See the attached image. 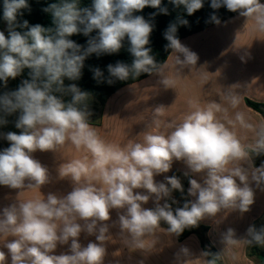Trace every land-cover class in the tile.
Segmentation results:
<instances>
[{"label": "clouds", "instance_id": "9594fccd", "mask_svg": "<svg viewBox=\"0 0 264 264\" xmlns=\"http://www.w3.org/2000/svg\"><path fill=\"white\" fill-rule=\"evenodd\" d=\"M161 3L162 0H92L91 8H82L79 0H60L45 9L51 12L55 25L45 28L39 24L29 27L27 20L17 24L20 10L29 7L27 0H4L3 19L9 30L7 36L0 31V81L6 87L10 78L20 76L26 68L30 79L0 95V125L7 123L4 117L18 112L15 127L20 130L3 134L9 146L0 151V186L40 189L49 183L47 167L33 156L37 151H56L71 144L89 155L59 166V177L70 178L74 185L66 195L50 192L0 211V236L11 238L3 244L7 254L0 250V264H5L6 255L10 264H103L104 242L110 231L107 222L114 209L123 210L118 223L121 233L126 234L127 246L146 250L145 240L162 223L167 225V233L179 236L205 216H215L229 208L244 213L254 203L253 185L264 186V162L258 167L252 162L253 156L264 155V123L254 125L243 112H235L228 124H239L254 136L253 144L245 146L233 128L218 117V113H227V108L215 102L200 106L189 101L190 111L180 122L168 124L167 131H147L142 140L114 145L105 142L88 122V93L75 84L65 88L64 78L78 80L88 56L118 53L125 38L132 63L109 64V76L126 81L142 73H159L161 64L148 47L152 25L134 13L152 7L167 14ZM170 3L192 15L203 7L204 0ZM210 7H225L251 18L255 30L264 33V4L260 0H210ZM210 19L217 25L221 23L215 13ZM180 22L187 24L186 20ZM17 26L27 31L21 33ZM93 31L97 35L88 40L86 48L70 39L80 33L89 36ZM176 31V25L171 24L164 33L174 63L196 65L198 55L181 43ZM200 75L205 79L203 73ZM102 77L99 68L93 70L94 79L102 82ZM160 83L167 89L174 88L176 81L165 75ZM65 91L72 95L67 103L55 94ZM228 99L232 109L238 107V95ZM162 109L158 107L155 113L161 115ZM174 161H183L192 173L204 174L203 183L189 179L188 195L195 200L175 210L168 200L173 191L184 192L180 178L172 175L163 181L155 180L168 173ZM141 189L144 192L137 191ZM150 198H154L155 207H144ZM82 233L95 240L82 246ZM247 235L250 239L243 240L247 244L264 245V228L258 231L250 226ZM234 237V229H227L225 242L241 241ZM58 245H68L69 251L54 254Z\"/></svg>", "mask_w": 264, "mask_h": 264}, {"label": "crops", "instance_id": "0c3cea01", "mask_svg": "<svg viewBox=\"0 0 264 264\" xmlns=\"http://www.w3.org/2000/svg\"><path fill=\"white\" fill-rule=\"evenodd\" d=\"M260 2L264 4V0ZM8 30V24L0 20V31L7 36ZM180 41L198 55L196 65L175 64L171 52L159 73L154 72L138 82L121 87L104 104L88 94L86 101L88 122L105 142L123 146L130 141L142 140L147 131L165 132L168 130L166 127L168 124L180 122L190 111L189 101L199 103L200 106L215 102L220 104L222 109L227 108V113H218V117L226 124L234 119L237 111L243 112L245 118L254 125L264 123V118L246 103V99L264 103V33L255 30L251 18L242 17L237 12L235 16L222 21L219 25L211 26ZM29 72L30 70L26 68L20 76L15 79L10 78L6 87L0 81V95L17 89L23 80L30 79ZM201 73L204 74L205 79L201 78ZM165 75L175 79L174 88L166 89L160 83L161 77ZM71 84L73 83L69 79L64 78L65 88ZM55 94L65 103L72 99L71 93L67 91ZM231 95H238L240 98L239 105L235 109L229 105L228 98ZM161 106L162 114L157 115L155 110ZM0 116L3 114L0 113ZM18 116L17 112L4 117L7 123L0 125V151L9 146L3 134L20 131L15 127ZM228 126L233 128L242 144L245 146L253 144L254 136L251 132L240 127L239 124H228ZM88 155L84 150H77L71 144H66L56 151L35 152L34 158L47 167L50 182L41 186L40 189L18 190L0 186V211L19 201L43 198L42 195L46 196L50 192L57 196L66 195L74 185L70 178L59 177V166L73 159H84ZM248 163L250 164L251 161ZM200 174L190 172L183 161H174L171 170L156 176L155 180L159 182L163 181L165 176L175 175L184 181V185L186 177L203 183L204 175ZM253 188L254 203L249 211L244 212L252 213L248 220V228L254 226L257 218L264 213V186L257 188L253 185ZM137 191L144 192L142 189ZM153 200L154 198H150L144 207L154 208ZM192 200L195 198L189 196V201ZM122 211L112 210L111 219L107 222L110 231L108 240L104 242L106 253L103 264H207L209 261L197 235L193 234L180 242L175 235L167 233V228L162 226L153 235L147 237L146 250L127 246L126 234L121 233L118 223V215ZM220 212L241 213L231 208L222 209ZM211 234L212 228L209 227L207 237L211 238V244L219 253L220 247L216 246ZM6 239L11 238L0 236V250L7 254V249L3 246ZM246 239H250L247 232L243 240ZM90 240L94 241L95 237L88 236L86 233L81 234L82 246H86ZM242 242L244 245L242 244L240 248L232 252V258L239 260L238 264H255L248 259L245 263L237 257L246 245L244 241ZM184 248L188 250L187 253L181 251ZM68 251V245H58L54 254L59 255ZM5 264H10V257L7 255Z\"/></svg>", "mask_w": 264, "mask_h": 264}, {"label": "trees", "instance_id": "16d2710c", "mask_svg": "<svg viewBox=\"0 0 264 264\" xmlns=\"http://www.w3.org/2000/svg\"><path fill=\"white\" fill-rule=\"evenodd\" d=\"M27 2L29 7L26 9H21L20 11L22 15L17 16L18 25L27 20L29 27L37 24L45 28L55 27L51 12L45 11V9L48 8L50 4L59 3L60 0H27ZM3 3L4 0H0V20L7 23L3 19ZM79 5L82 8H91L92 0H79ZM161 7L167 8V14L161 13L159 9L152 7H145L142 11L134 13V15L143 16L144 19L152 25L153 30L150 34V43L148 47L152 49L151 55H153L156 62L161 64V66L166 62L170 53L172 52L170 48L166 47L169 42L164 37V33L171 24L176 25V36L179 40H181L216 25V23L212 22L210 19L213 13H215V15L219 18L220 22L235 16L237 13L228 11L225 7L214 10L210 7V0H204L203 7L192 15H188L182 6L175 7L172 3H170V0H162ZM181 20H186L187 24H182L180 22ZM16 30L20 31L21 33L27 31V29L19 26L16 27ZM96 35L97 31H93L89 36H85L83 33H80L71 36L70 39L81 45L82 48H86L88 40L92 37H95ZM129 47V42L127 38H125L123 41V47L118 53L100 55L91 54L84 61L81 77L78 80L70 81L77 85V87L93 96L101 104H104L108 98L121 87L138 82L150 76L147 73H142L138 77H130L126 81H120L109 76L107 71V66L109 64L115 65L117 62H123L130 65L132 63L133 57L128 51ZM96 68H99L103 73V77L101 78L102 82H98L97 79L93 78V70ZM108 79H112L113 82L109 84L107 82ZM246 103L250 108L258 112L264 118V103L252 101L250 99H246ZM261 162H264V155L254 156V166L258 167ZM189 179L190 177H186V182L183 187L184 192L180 193L179 195V198L182 200L181 207L186 201H189V196L187 194ZM161 226L167 228V225L164 223H162ZM208 231L209 227L199 222L197 226L185 229L182 234L176 237L181 242L193 234L197 235L200 239L204 253H208L206 255L208 260L214 261V264H222V259L220 258L219 253L207 238ZM262 253H264V251L260 247V244L253 242L251 245V251L248 255L250 257L256 255L260 260V264H263L261 259Z\"/></svg>", "mask_w": 264, "mask_h": 264}, {"label": "rangeland", "instance_id": "374dc122", "mask_svg": "<svg viewBox=\"0 0 264 264\" xmlns=\"http://www.w3.org/2000/svg\"><path fill=\"white\" fill-rule=\"evenodd\" d=\"M200 175H204L201 173ZM182 185H184V181L181 180ZM181 192L173 191L172 194L179 197ZM195 198V197H194ZM252 213H237V212H219L215 216H205L200 223L212 228V239L216 242V246L220 247V255L222 258V264H238L240 261L237 259H233L232 252L235 251L236 248H240L243 244L244 234L247 232V224L248 220L251 217ZM259 214V213H255ZM255 228L259 231L260 229L264 228V213H261L255 222ZM232 228L235 232V239L241 240L236 244H227L224 240V234L226 233L227 229ZM209 241H211L210 237H207ZM212 242V241H211ZM244 248H242V252L237 255L240 259H242L245 263H247V259L250 261H254L255 264H260V260L255 255L250 257L248 254L251 251V244H247ZM244 245V244H243ZM262 250L264 251V245H260ZM238 250V249H237ZM261 259L264 264V253L261 255ZM217 264V263H215Z\"/></svg>", "mask_w": 264, "mask_h": 264}, {"label": "built area", "instance_id": "2783aa9c", "mask_svg": "<svg viewBox=\"0 0 264 264\" xmlns=\"http://www.w3.org/2000/svg\"><path fill=\"white\" fill-rule=\"evenodd\" d=\"M173 200H175L176 202L173 203ZM168 202H170L173 206H177V207L181 206L182 204V200L174 194H171V198L168 200Z\"/></svg>", "mask_w": 264, "mask_h": 264}]
</instances>
